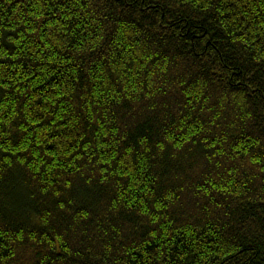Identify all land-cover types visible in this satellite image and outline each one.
Segmentation results:
<instances>
[{
	"label": "trees",
	"instance_id": "16d2710c",
	"mask_svg": "<svg viewBox=\"0 0 264 264\" xmlns=\"http://www.w3.org/2000/svg\"><path fill=\"white\" fill-rule=\"evenodd\" d=\"M0 264H264V0H0Z\"/></svg>",
	"mask_w": 264,
	"mask_h": 264
}]
</instances>
